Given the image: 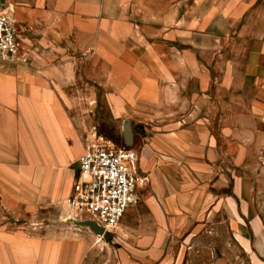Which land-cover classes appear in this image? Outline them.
I'll return each mask as SVG.
<instances>
[{"label":"crops","instance_id":"obj_1","mask_svg":"<svg viewBox=\"0 0 264 264\" xmlns=\"http://www.w3.org/2000/svg\"><path fill=\"white\" fill-rule=\"evenodd\" d=\"M0 12L20 44L0 61V264L109 261V240L68 207L92 140L69 89L95 63L117 118L149 113L148 182L111 231L117 263L264 264V0H0Z\"/></svg>","mask_w":264,"mask_h":264},{"label":"built area","instance_id":"obj_2","mask_svg":"<svg viewBox=\"0 0 264 264\" xmlns=\"http://www.w3.org/2000/svg\"><path fill=\"white\" fill-rule=\"evenodd\" d=\"M20 53L17 28L6 12H0V61ZM139 156L100 141H89L79 158V176L68 207L76 217H85L110 233L120 226L128 211L138 204V190L148 182L139 172Z\"/></svg>","mask_w":264,"mask_h":264},{"label":"rangeland","instance_id":"obj_3","mask_svg":"<svg viewBox=\"0 0 264 264\" xmlns=\"http://www.w3.org/2000/svg\"><path fill=\"white\" fill-rule=\"evenodd\" d=\"M80 69L89 70L90 65L86 67V65L83 64L79 70ZM93 70V79H78L75 86L69 89L70 95L68 97H70L71 102L68 107L71 110V114L78 119L80 128L87 129L92 133L91 142L100 141L118 149L134 150L138 153V165H140V150L149 144V113L148 111L139 112L140 118H143L142 120L145 124L141 123L140 121L142 120L140 119L132 120L126 116L123 118H117L116 112L111 110L110 106L107 104V99L102 93V84L106 83V80L101 76L99 64L95 63ZM139 172L141 175L146 176L142 171H140V166ZM146 184L147 183L143 186ZM76 218L79 225H81V222L85 220V217L82 218L79 216ZM223 231H225L224 225L222 226V232ZM115 234L116 233L110 232L108 239L99 236V244H101L104 239L109 240L110 258L108 263L99 258L95 260V264H118L116 259L117 241L115 240Z\"/></svg>","mask_w":264,"mask_h":264},{"label":"water","instance_id":"obj_4","mask_svg":"<svg viewBox=\"0 0 264 264\" xmlns=\"http://www.w3.org/2000/svg\"><path fill=\"white\" fill-rule=\"evenodd\" d=\"M81 225L90 228L95 234H97L100 237H104L107 239L109 238V232L106 233L103 228L99 227L96 223L92 221H89V220L83 221L81 222Z\"/></svg>","mask_w":264,"mask_h":264}]
</instances>
